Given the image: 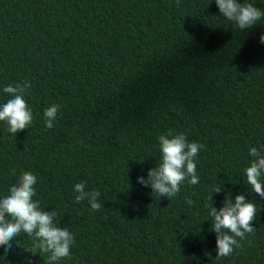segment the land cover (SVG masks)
I'll list each match as a JSON object with an SVG mask.
<instances>
[{
    "label": "trees",
    "instance_id": "trees-1",
    "mask_svg": "<svg viewBox=\"0 0 264 264\" xmlns=\"http://www.w3.org/2000/svg\"><path fill=\"white\" fill-rule=\"evenodd\" d=\"M237 2L264 11V0ZM262 34L264 18L237 29L215 0H0V105L5 86L27 81L32 111L16 136L0 121V198L36 175L33 200L74 236L59 264H264V198L244 171L249 149L264 156ZM169 131L203 145L199 183L158 198L137 177ZM81 182L101 193L100 211L75 203ZM241 194L256 205L254 234L216 259L210 206ZM12 245L0 264H44L26 234Z\"/></svg>",
    "mask_w": 264,
    "mask_h": 264
},
{
    "label": "clouds",
    "instance_id": "clouds-1",
    "mask_svg": "<svg viewBox=\"0 0 264 264\" xmlns=\"http://www.w3.org/2000/svg\"><path fill=\"white\" fill-rule=\"evenodd\" d=\"M219 13L234 24L237 29L244 30L256 25L264 18L261 11L251 3H238L237 0H215ZM260 43L264 44V34L260 36ZM31 87L27 81L15 86L8 85L3 92L10 99L0 105V121L8 125L7 131L14 136L32 123V111L27 106L24 95ZM59 105L44 109L45 126L54 127L57 121ZM161 159L154 168L148 170L147 179L137 177V182L150 187L156 197L171 198L180 191V186L187 181L190 185H197L199 177L196 175L195 157L203 145L189 142L183 133L173 134L171 131L158 137ZM249 156L254 157L250 166L244 169L247 183L251 185L252 192L264 198V185L261 176L264 175V156L257 148L249 149ZM13 174L15 170L13 169ZM37 177L31 172H22L17 183L9 187V194L0 198V246L5 252L12 249V241L21 234L33 239L30 253L40 256L46 255L44 264H59L62 259L70 258V247L74 236L66 228H61L56 210L50 212L40 209V202L33 200L36 195L34 185ZM78 193L75 203L87 201L91 209L100 211L101 204L98 190L86 191L83 182L77 183L73 189ZM217 188L214 193H219ZM212 200V198L210 197ZM193 204L192 200L187 201ZM256 205L246 201L244 195H236L234 200H225L224 206L217 210L210 206L209 216L212 218L211 231L216 236V259L230 256L234 247L241 245L237 241L244 240L246 235L254 234L253 221L256 219ZM28 264H32L28 260Z\"/></svg>",
    "mask_w": 264,
    "mask_h": 264
}]
</instances>
